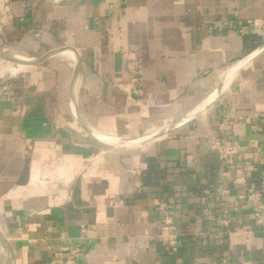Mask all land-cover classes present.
Instances as JSON below:
<instances>
[{
    "label": "crops",
    "instance_id": "1",
    "mask_svg": "<svg viewBox=\"0 0 264 264\" xmlns=\"http://www.w3.org/2000/svg\"><path fill=\"white\" fill-rule=\"evenodd\" d=\"M0 49L74 54L0 72L13 264H264V0H0ZM218 87L136 145L77 120L136 138Z\"/></svg>",
    "mask_w": 264,
    "mask_h": 264
},
{
    "label": "water",
    "instance_id": "2",
    "mask_svg": "<svg viewBox=\"0 0 264 264\" xmlns=\"http://www.w3.org/2000/svg\"><path fill=\"white\" fill-rule=\"evenodd\" d=\"M54 1H65V0H54ZM61 52H69L71 54H73V51H71L70 49H57V50H53L50 53L39 57V58H24V57H20L18 55L12 54L8 51H5L3 49H0V61L5 60V61H11L13 63L19 64V65H31V64H36V63H40L42 61H44L45 59H47L50 56L59 54ZM74 55V54H73ZM239 66V65H238ZM221 87H218L216 89V91L214 92V94L207 99V101L203 102L201 105H199V107L194 110L190 115H188L187 117H184L183 119H181L180 121H178L177 123L167 126V127H163L157 131H154L152 133L140 136V137H136V138H110V137H104L101 135L96 134L95 132H93L83 121L81 118L77 117V120L79 121V123L82 125V127L88 132L90 133L95 139H97L99 142H101L102 144L111 147V148H123V147H127V146H131V145H136V144H140L152 139H155L161 135H164L165 133H168L169 131H171L173 128L187 122L188 120H190L200 109H202L207 102H209V100H211L219 91ZM0 243L3 245L4 249H5V260H4V264H13V253H12V249L11 246L9 245L7 239L5 238V236L3 235V233L0 232Z\"/></svg>",
    "mask_w": 264,
    "mask_h": 264
},
{
    "label": "built area",
    "instance_id": "3",
    "mask_svg": "<svg viewBox=\"0 0 264 264\" xmlns=\"http://www.w3.org/2000/svg\"><path fill=\"white\" fill-rule=\"evenodd\" d=\"M211 147H212V150L219 155V158L221 159V161L228 164L229 166L231 165V157L233 154L232 146L227 145L224 142L223 143L214 142ZM260 181L262 184V188L264 189V172L260 176ZM75 255H76V251L74 250L70 251L66 259V264H72L74 261Z\"/></svg>",
    "mask_w": 264,
    "mask_h": 264
},
{
    "label": "rangeland",
    "instance_id": "4",
    "mask_svg": "<svg viewBox=\"0 0 264 264\" xmlns=\"http://www.w3.org/2000/svg\"><path fill=\"white\" fill-rule=\"evenodd\" d=\"M23 49V50H22ZM21 50L23 51H21V53L20 54H22V55H25V56H32L31 55V53H29L28 52V50L27 49H24V48H22ZM0 63H2V64H0V72L2 71V70H4V68H6L7 67V65L9 66H11L13 63L12 62H7V61H3V62H0ZM170 121H173V119L172 118H164L163 119V123L162 124H167V123H169ZM4 260V257H3V250H2V247H1V245H0V264H3V261Z\"/></svg>",
    "mask_w": 264,
    "mask_h": 264
},
{
    "label": "bare ground",
    "instance_id": "5",
    "mask_svg": "<svg viewBox=\"0 0 264 264\" xmlns=\"http://www.w3.org/2000/svg\"><path fill=\"white\" fill-rule=\"evenodd\" d=\"M0 232L2 233V231L0 230ZM0 245H1V247H2V250H3V257H4V260H5V254H4V252H5V249H4V247H3V245L0 243ZM3 260V261H4ZM3 264H4V262H3Z\"/></svg>",
    "mask_w": 264,
    "mask_h": 264
}]
</instances>
